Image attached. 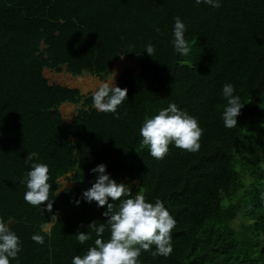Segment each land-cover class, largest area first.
<instances>
[{"label":"trees","instance_id":"1","mask_svg":"<svg viewBox=\"0 0 264 264\" xmlns=\"http://www.w3.org/2000/svg\"><path fill=\"white\" fill-rule=\"evenodd\" d=\"M219 3L0 0V219L21 241L10 264H72L94 246L95 232L84 244L76 237L107 220L106 206L82 198L100 164L133 197L142 191L147 202L160 199L176 221L172 253L142 252L139 264H264V0ZM175 17L186 25L188 55L174 49ZM122 55L136 64L117 77L128 90L119 118L98 111L91 92L45 75L66 67L104 79ZM226 83L244 104L234 128L222 119ZM65 102L81 106L70 121ZM172 103L198 121L201 147L193 153L170 144L155 159L139 130ZM27 154L33 160L25 163ZM33 163L49 167L52 212L47 202L24 200Z\"/></svg>","mask_w":264,"mask_h":264},{"label":"clouds","instance_id":"2","mask_svg":"<svg viewBox=\"0 0 264 264\" xmlns=\"http://www.w3.org/2000/svg\"><path fill=\"white\" fill-rule=\"evenodd\" d=\"M202 2L213 8L221 6L219 0H195L197 5ZM174 19L172 41L174 49L181 55H188L190 47L185 39L186 25L180 17ZM146 52L149 56H154L155 48L152 44L146 46ZM122 57L128 58L122 55L117 59ZM133 60L136 64L135 59ZM118 74L112 80L100 83L94 92H87L93 94V106L98 111L114 113L117 118H119L117 108L127 99L128 93L126 88L116 85ZM222 92L227 99V107L222 116L224 126L234 128L237 126V117L244 104L241 103L239 96L234 95L232 84L226 83ZM139 131L142 145L149 149L150 155L155 159H163L169 151L170 144L193 153L199 151L201 147L199 141L203 134L198 121L180 110L175 103L160 110L151 118L145 117ZM32 160L33 154H27L25 163ZM91 171L97 174V178L92 186L83 192L82 198L88 203L96 202L98 207L106 206L107 210L102 215L107 220L99 225L95 220L92 221L87 225V233L79 231L76 239L80 244L90 240L92 232H95L96 239L94 246L89 247L83 256L76 255L72 258V264H139L142 252H150L154 258L168 257L173 251L171 234L176 221L163 202L160 199H156L155 203L147 202L142 191H138L133 197L131 187L111 179L104 164L97 165ZM49 178L47 164L33 163L26 177L27 191L24 200L37 207L47 202L46 210L52 212L53 203L49 195L52 185L48 182ZM109 198L113 202L121 201L118 207L114 206L113 202L110 203ZM76 203L79 204L80 201L77 200ZM52 217L56 218V215L53 214ZM106 228L110 232V238L107 240L103 238ZM32 240L37 244L44 243V237L39 234H34ZM153 245L155 251H152ZM20 251L19 237L3 219H0V264H10L9 258L17 259Z\"/></svg>","mask_w":264,"mask_h":264},{"label":"rangeland","instance_id":"3","mask_svg":"<svg viewBox=\"0 0 264 264\" xmlns=\"http://www.w3.org/2000/svg\"><path fill=\"white\" fill-rule=\"evenodd\" d=\"M130 65H135L133 58L128 59V58L122 57L119 60L117 59V61L114 60L112 64L111 74L106 77L108 78L107 80L106 78L102 79L98 76H93L90 73H85L82 76H73L72 74L68 72H64V71L56 72L51 69H45V75L51 82L55 81L60 84H67L69 86L78 87L80 88L81 91L84 92V94H86L88 91L94 92L96 90V87L100 83L112 80L116 76V74H118L120 71H123L126 67H129ZM76 108H77L76 104L74 105L63 104L61 106V110L64 114V117L68 121H70L72 116L76 114L77 112ZM61 181L63 185H66L67 181L65 180L64 177L61 178Z\"/></svg>","mask_w":264,"mask_h":264},{"label":"water","instance_id":"4","mask_svg":"<svg viewBox=\"0 0 264 264\" xmlns=\"http://www.w3.org/2000/svg\"><path fill=\"white\" fill-rule=\"evenodd\" d=\"M46 69H48V68H46ZM64 72H67V70H66V67H64V70H63ZM64 86H68V87H71V88H75V87H73V86H69V85H67V84H63ZM64 104H71V102H65ZM78 107L80 108L81 106H79L78 105Z\"/></svg>","mask_w":264,"mask_h":264},{"label":"crops","instance_id":"5","mask_svg":"<svg viewBox=\"0 0 264 264\" xmlns=\"http://www.w3.org/2000/svg\"><path fill=\"white\" fill-rule=\"evenodd\" d=\"M65 105H71V104H65Z\"/></svg>","mask_w":264,"mask_h":264}]
</instances>
